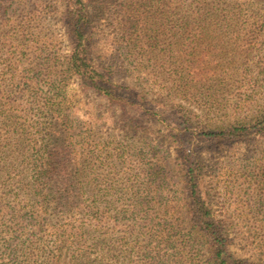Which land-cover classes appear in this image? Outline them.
<instances>
[{
    "label": "rangeland",
    "instance_id": "1",
    "mask_svg": "<svg viewBox=\"0 0 264 264\" xmlns=\"http://www.w3.org/2000/svg\"><path fill=\"white\" fill-rule=\"evenodd\" d=\"M86 2L114 97L68 69V0H0V264H215L199 202L234 264H264V0ZM50 137L51 182L81 205L46 188L15 219ZM49 224L82 227L54 262Z\"/></svg>",
    "mask_w": 264,
    "mask_h": 264
},
{
    "label": "trees",
    "instance_id": "2",
    "mask_svg": "<svg viewBox=\"0 0 264 264\" xmlns=\"http://www.w3.org/2000/svg\"><path fill=\"white\" fill-rule=\"evenodd\" d=\"M87 0H68V11H67V17L69 20V23L71 24L72 30V40H73V51L72 54L69 56L68 60V69L72 71L75 74H78L82 77V79L85 81V83L95 87V88H100L105 91V93L111 97H114L115 95V89L114 88H107L104 86V83H106V77L103 73L99 71L98 68H96L91 61V54H90V49L92 48V40L90 38V21L87 15L86 11V6H87ZM46 108L47 112H53L54 117H56V120L60 121L63 120L62 114L60 112L59 106H55L52 102V98L49 97L47 99L46 103ZM46 112V113H47ZM258 122L257 125L260 127L259 131L262 132L264 131V110L260 111V115L258 116ZM245 129V128H244ZM243 129V131H244ZM237 132H242V130H236ZM52 137L50 138H45L44 143L42 148L45 149L44 152V157H45V166L41 167L40 169H36V180H32L30 176L29 180L23 179L22 183L20 180V185L17 186L18 192L16 193L15 197H25V200L19 202V205H17L18 208L14 207V214L13 217L15 219H19V216L21 217L22 211L29 210L32 212L31 219L34 217L35 213V205L32 203L33 200H31V197L34 195H40L42 194L46 188H53L54 190L50 191L53 193L55 196L56 200H63V202H58L61 205V208L63 210H73L74 207L79 208L80 203L78 202H73L72 197H65L62 196L67 190V184L69 183V180H67L68 175L67 173H63V182L66 184L62 185H54L51 180L52 175L54 174L53 172V167L50 166L49 161L53 159V152L50 150V144H48L51 141ZM31 141V140H30ZM34 141V140H33ZM34 145L37 146V142H34ZM57 154V153H56ZM59 156V154H58ZM66 158V156L64 155ZM193 167V166H192ZM53 169V170H52ZM188 173L191 176L190 182L193 185H197V180L195 176H192L193 174L191 173L193 170L188 169ZM65 172V170H64ZM74 182H71L70 185H73ZM69 185V184H68ZM57 187V188H56ZM82 193V192H80ZM80 193L78 195H80ZM28 197V199H27ZM44 197V195H43ZM58 197V198H57ZM202 195H198L195 200L196 202L199 201V198H201ZM44 199H47V197H44ZM36 200V199H35ZM26 201H28V204H26ZM206 201V200H204ZM92 205L89 209V213L92 214V210L97 209L96 206V201H92ZM198 211L201 214V217L203 218V223L205 224V227L203 228L204 230V236H202L201 240H207L210 242L212 245V255H213V260L215 264H234L237 263L236 260H234V257L232 254H230L226 249H224L225 245L222 243H218L220 241L219 238L223 239L221 236V233H219V230L217 226L215 225V220L213 216L205 212L207 209V206L203 202H199L198 204ZM21 206V207H20ZM32 207V209H31ZM44 205H40V209L43 210ZM35 209V210H34ZM95 212H93L94 214ZM92 219H96L95 216H92ZM82 227H79L76 231H80ZM71 233L74 235V239L78 236L77 232L74 230H70L68 227V224L61 225L59 224L58 226H53V224H49V232H47V240H42V242L45 245V248L43 250L46 251V249L49 248L50 244L49 242H52L54 245V250H51L49 254H53L50 256L51 260L54 262V259H59L62 258V251L66 247L67 241L64 239L65 235L68 233ZM219 233V234H218ZM218 236L219 238L218 241L214 240L212 243L211 239L213 237ZM192 237V236H191ZM210 237L211 239L207 238ZM193 238V237H192ZM69 240V238H67ZM77 240V239H76ZM195 240V238H194ZM200 240V239H199ZM193 242V239H192ZM29 247H27L28 249ZM31 248V247H30ZM59 252V253H58ZM58 253V254H57ZM31 254V252H30ZM45 264V263H44ZM59 264V262H57ZM244 264V263H243Z\"/></svg>",
    "mask_w": 264,
    "mask_h": 264
}]
</instances>
